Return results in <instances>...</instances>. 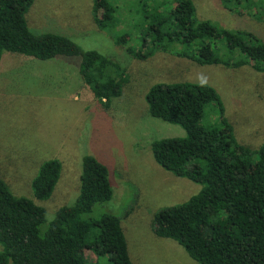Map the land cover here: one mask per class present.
Returning a JSON list of instances; mask_svg holds the SVG:
<instances>
[{
	"label": "trees",
	"instance_id": "obj_1",
	"mask_svg": "<svg viewBox=\"0 0 264 264\" xmlns=\"http://www.w3.org/2000/svg\"><path fill=\"white\" fill-rule=\"evenodd\" d=\"M148 1L144 31L140 28L135 33L141 47L138 51L125 48L131 58L146 61L160 51L199 66L248 67L264 75V42L254 33L232 32L198 21L191 0ZM221 1L224 8L233 6L249 11L248 15L264 17V0L257 4L254 0ZM33 2L0 0V59L3 52L39 61L79 57V75L93 98L108 107L121 95L126 70L96 52L84 53L66 37L31 33L25 16ZM92 2L95 25L108 31L114 8L108 0ZM112 38L123 46L132 40L129 34ZM109 69L112 76L106 75ZM144 99L152 118L176 125L185 133L183 137L151 142L155 163L175 177L200 186L185 203L154 214V235L176 242L197 264H264V125L263 140L256 149L239 142L224 117L216 90L203 83L155 84ZM210 114L215 121L203 124ZM60 172L57 160L40 165L31 182L35 199L51 197ZM112 196L107 168L85 156L75 202L60 207L41 232L46 223L45 209L14 196L0 178V264H86V251L108 257L111 264H132L121 226L123 216L82 219Z\"/></svg>",
	"mask_w": 264,
	"mask_h": 264
},
{
	"label": "rangeland",
	"instance_id": "obj_2",
	"mask_svg": "<svg viewBox=\"0 0 264 264\" xmlns=\"http://www.w3.org/2000/svg\"><path fill=\"white\" fill-rule=\"evenodd\" d=\"M108 1L114 8L107 29L110 32L95 25L92 0H34L25 16L31 33L63 36L84 53H98L125 69L126 81L121 95L105 107L93 98L79 75V57L39 61L3 52L0 178L14 196L45 209L42 232L60 207L75 202L82 159L91 156L107 168L113 196L109 202L93 207L82 219L123 216L121 226L132 264H197L176 242L153 233L154 214L185 203L198 193L200 186L175 177L155 163L150 143L183 137L185 133L176 125L152 118L145 95L159 83L206 84L219 95L224 117L232 124L238 141L256 149L263 140L264 75L248 67L199 66L160 51L146 61L131 58L125 48L140 49L135 33L140 28L144 31V7L150 1ZM191 1L198 21H208L216 28L232 32L249 31L264 42L262 15L256 13L254 17L246 10H240L244 12L240 14L233 6L224 8L221 0ZM259 1L254 0L256 4ZM253 7L250 12L255 10ZM115 34H129L132 40L124 46L117 45L112 38ZM106 75L112 76L113 70L109 69ZM214 121L210 114L202 123ZM48 160L59 161L60 177L51 197L39 201L33 196L31 182L40 165ZM84 255L86 264H111L106 256L96 257L91 251Z\"/></svg>",
	"mask_w": 264,
	"mask_h": 264
}]
</instances>
